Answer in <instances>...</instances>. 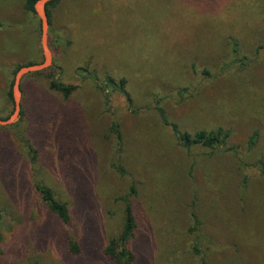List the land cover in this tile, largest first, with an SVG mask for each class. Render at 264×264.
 I'll return each instance as SVG.
<instances>
[{"label": "rangeland", "instance_id": "374dc122", "mask_svg": "<svg viewBox=\"0 0 264 264\" xmlns=\"http://www.w3.org/2000/svg\"><path fill=\"white\" fill-rule=\"evenodd\" d=\"M25 1L0 0V119L13 112L17 70L43 61ZM48 10L52 65L22 78V114L0 126V264H109L103 247L121 231L131 186L134 264H264V0H59ZM107 78L126 81L132 107ZM51 81L76 90L64 98ZM170 124L230 137L222 149H184ZM35 183L67 203L69 224Z\"/></svg>", "mask_w": 264, "mask_h": 264}, {"label": "trees", "instance_id": "16d2710c", "mask_svg": "<svg viewBox=\"0 0 264 264\" xmlns=\"http://www.w3.org/2000/svg\"><path fill=\"white\" fill-rule=\"evenodd\" d=\"M38 0H26L25 1V9L31 13L35 14L34 11V5ZM59 0H53L50 3L46 5V11L49 18V24H50V15H49V7L54 6ZM234 54L237 53L236 47H234L233 50ZM33 65V64H29ZM27 65V66H29ZM20 69V68H19ZM18 69V70H19ZM17 70V71H18ZM38 74V73H35ZM33 74V75H35ZM106 85L114 88V91L119 92L121 95L124 96L126 103L128 107H132V99L129 96L128 92L126 91V81L124 79H121L119 82H115L111 78L106 79ZM13 82L11 83V85ZM106 87V86H105ZM47 88L50 91L59 93L64 98H68L75 90L76 86L74 85H67L62 82H56L51 81L47 85ZM108 88V87H106ZM9 99L12 100V92L11 90L8 92ZM22 109V105H21ZM22 111V110H21ZM22 112H20V115ZM160 116L164 123L169 124L167 122L165 115L163 114V111L160 109ZM171 129L175 136L177 137L179 144L184 149H190L191 146L194 145H200L202 147L208 148L210 150H218L222 149L224 145L226 144V141L230 137V132L228 130H224L222 128H218L215 131H198L194 133L193 135L187 133V132H179L176 125L170 124ZM112 131L117 134L118 140H120V132L118 130V125L114 124L112 127ZM22 142L24 143L23 138ZM257 140L256 134L251 136L249 147L251 148ZM28 151L29 154H31V160H36L37 152L32 148L29 141H25L24 145ZM114 168L117 169L122 175L124 174V170L119 167L115 166ZM257 169L263 173L264 175V163L257 164ZM34 188L36 192L38 193L41 201L45 205V207L48 209L49 213L53 215L57 220L62 222L63 224L67 225L71 221L70 216V210L68 208V205L66 202L61 201L54 191L42 184V183H35ZM136 195V189L131 186L130 191L127 195L119 198V200L123 203L124 209H123V222H122V228L120 233L115 236L111 237L106 241L105 246L103 247V255L107 258L109 261V264H134L137 260L136 254L131 250L129 247L131 239H133L134 232L136 230V221L135 216L133 212V207L131 203V198ZM81 196H78L77 200H80ZM82 199V198H81ZM192 219L193 223L191 225V228H189V234L191 233L193 235V241L194 244L192 246V252L195 256H198L201 254L200 252V243H201V234H200V223L196 217L195 213H192ZM84 229H89V222L86 218H84ZM262 233V232H261ZM255 236V235H254ZM67 250L71 255H79L80 248L78 243L75 241L69 239L66 242ZM201 263L200 264H206L203 257L200 258Z\"/></svg>", "mask_w": 264, "mask_h": 264}, {"label": "water", "instance_id": "95a60500", "mask_svg": "<svg viewBox=\"0 0 264 264\" xmlns=\"http://www.w3.org/2000/svg\"><path fill=\"white\" fill-rule=\"evenodd\" d=\"M53 0H38L34 5V11L40 23V43L42 49L43 61L39 64L21 67L14 76L12 84L13 112L7 119H0V126H10L16 123L21 112V91L20 82L22 78L29 73L43 71L52 65V53L48 44L49 18L46 11V5Z\"/></svg>", "mask_w": 264, "mask_h": 264}]
</instances>
